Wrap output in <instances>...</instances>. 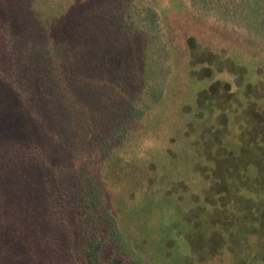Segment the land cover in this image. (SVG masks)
I'll list each match as a JSON object with an SVG mask.
<instances>
[{"label": "trees", "instance_id": "obj_1", "mask_svg": "<svg viewBox=\"0 0 264 264\" xmlns=\"http://www.w3.org/2000/svg\"><path fill=\"white\" fill-rule=\"evenodd\" d=\"M115 1L0 0V264H199L227 252L241 256L238 264H264V0H190L195 17L184 13L178 24L161 8L151 20L139 1L106 6ZM100 8L122 54L107 35L101 42ZM174 97L182 117L193 109L186 120L198 134L222 128L216 154L237 153L214 162L215 172L242 175L231 177L233 189L205 192V234L194 238L184 215L152 239L147 215L162 200L147 172L157 165L126 177L118 163ZM76 148L100 151L84 157ZM189 149L170 152L167 163ZM73 174L86 180L80 198ZM115 175L126 188L113 196Z\"/></svg>", "mask_w": 264, "mask_h": 264}, {"label": "rangeland", "instance_id": "obj_2", "mask_svg": "<svg viewBox=\"0 0 264 264\" xmlns=\"http://www.w3.org/2000/svg\"><path fill=\"white\" fill-rule=\"evenodd\" d=\"M78 1L85 2L86 0ZM137 1L141 3L139 6L144 15L147 14L148 16H152L150 18L151 20H156L157 17L155 14H158L160 8L165 11L164 19L166 17L168 18L169 13L171 12L173 16L175 15L174 21L177 24L180 18H184V13L189 12L192 16H194L193 11L195 9L193 8L190 0H116L115 2L106 4V6L110 9H116L118 11V8L123 9L129 2L137 3ZM98 14L99 17L94 16L93 19L97 21V31L98 35H100L101 42H103L102 36L107 35V38H111L110 44L115 45L111 49L118 54H122L124 49L119 42L120 37L118 30L108 28L107 24L103 22L101 8L98 10ZM191 19L193 20L194 18L191 17ZM193 22V26H198L199 29H205V31L209 30L216 33L209 29L207 27L208 25H204V23L198 19L193 20ZM149 43L151 44V41ZM146 70L148 72L147 67ZM120 90L121 89L117 87L116 91L121 93L119 98L126 104L129 97H127L128 95L125 91L123 92ZM132 99L135 103L138 101L137 97ZM174 100L175 97L172 98V102ZM181 101V98H178V101H174V103L168 101L167 104L169 106L165 105L162 110L159 109L161 110L160 112H158V110L155 111V114H152L147 119V127L144 131L145 134H143V131L142 133L140 132V136L142 138L140 143L137 144V141L127 154L126 152L122 153V156L125 158L124 162L126 163H118L120 168L118 172H121L122 169L125 170L124 173L126 177L131 176L132 173V176H136L134 173L136 170L140 171L139 174H137L140 175L143 170L142 168L151 165V163H155L157 165V169L155 171L147 172L148 176H153L151 185L155 183V187H153L154 193L158 198H160V200H162V202H168L169 200L172 201L163 206L162 202L155 199L157 203L153 210L147 215L148 217L146 221L148 224V234L146 236L152 239L161 238L162 236L167 235L169 233V231L167 232L168 228L173 227V224H177L176 222L184 219V215H187V219L185 218L187 226H192V233H195L193 235L194 238H196L197 235L199 236L203 233L205 234V226L207 225L205 220L212 218L211 215L207 216L204 214L205 216H201L203 214L202 210L206 205L207 197L205 192L211 188V186L219 188L223 187L225 184L229 186V189H233L234 187H232L231 184H235V186H237L238 180H233L231 177L233 176L234 178H237L239 174L242 175V173H240L241 169L237 167L233 168L231 177L230 174H225L223 172L220 174L219 172H215L214 166L212 165L214 162L222 165L226 160L236 161L235 158L237 159L238 155L235 151H232V155H229V153L225 150H230L226 148L221 149L220 152L216 154V152H214L215 150H213L214 142L219 135H224L222 128L217 126H208L204 135L201 133L198 134L196 129L190 124L191 119L194 116V114H191L193 109H191L192 111L186 114L187 116L185 117H182L181 114L179 115L178 112H176L177 108L183 106ZM114 106L115 105L112 107L114 108ZM158 113L160 114L158 115ZM186 118H188L190 122L186 120ZM97 132V128L95 131H92L94 135H96ZM84 137L86 138V132L84 133ZM89 137L90 136H88V138ZM95 141L96 139H94L93 142L95 143ZM194 142H196V144L193 146L192 143ZM235 143L238 145V139H235ZM188 147L191 149L187 151V155L181 158L178 163L175 165L167 163V160L171 156L170 152L178 153ZM76 151L80 156L98 157L97 154L91 155V153H97L100 149L96 148L95 151L90 153H86L87 150L85 148H82V150L80 148H76ZM222 173L224 175H222ZM202 175L204 176L202 177ZM117 176L118 175L113 176L117 186L116 188L115 185L111 187L113 188L111 190V194L113 196L115 195L113 193L115 189L116 193L124 192L120 187L125 183L123 182L121 176L120 181ZM69 177L74 178L70 180L77 187L76 193L80 198V195L83 193L82 188L83 186H86L85 178L81 175L75 176L74 174ZM156 179L158 181L159 188L156 186ZM124 188H126V184ZM232 196L233 195H231V197ZM134 199L138 200L141 205L146 202L141 193L136 195ZM218 205H221V203L218 202ZM218 209L219 211L215 214L222 220L224 218V210L220 207H218ZM207 212L208 210H206V213ZM196 219L197 221H195ZM199 220H202L201 223L198 222ZM172 237L178 239L174 234H172ZM181 238L183 239V237ZM179 244L184 248V253L189 254L188 249L185 248L184 241H179ZM254 254L255 253L253 252L252 256ZM258 256L259 259L264 258L262 254H259ZM240 261L241 256H238V254L231 255L230 252H227L222 258L215 257L211 261L201 259L199 264H238Z\"/></svg>", "mask_w": 264, "mask_h": 264}]
</instances>
